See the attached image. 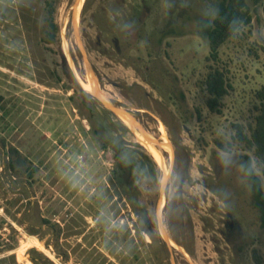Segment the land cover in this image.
Here are the masks:
<instances>
[{"label":"rangeland","instance_id":"374dc122","mask_svg":"<svg viewBox=\"0 0 264 264\" xmlns=\"http://www.w3.org/2000/svg\"><path fill=\"white\" fill-rule=\"evenodd\" d=\"M220 1L0 0V264L264 259L243 155L263 183L264 174L234 128L250 135L258 114L264 11L248 0L252 23L214 62L201 22L216 17ZM49 2L58 27L52 43ZM212 67L230 84L221 114L207 106ZM106 103L129 111L163 147ZM12 146L38 167L35 184L6 172Z\"/></svg>","mask_w":264,"mask_h":264},{"label":"trees","instance_id":"16d2710c","mask_svg":"<svg viewBox=\"0 0 264 264\" xmlns=\"http://www.w3.org/2000/svg\"><path fill=\"white\" fill-rule=\"evenodd\" d=\"M252 1L255 6L261 5L264 11V0ZM217 8L219 9V14L214 19L207 18L201 22L202 34L208 39L211 48L209 60L214 62L219 61L221 48L233 38L229 32L228 20L232 17H237L243 21V27L249 26L253 20L252 9L248 0H221L217 4ZM48 12L50 16L48 21L51 29L48 31V39L46 42L52 43L56 39L58 27L52 18L55 12V6L51 2L48 3ZM203 85L208 94L207 106L210 111L214 114H221L223 109V100L229 94L230 89L226 72L220 68L212 67L210 72L207 74ZM257 98L260 101V106L257 108L258 114L255 119V125L250 126V135L247 134L246 128L243 125L235 124V140L244 145L247 150L255 152L259 160V166L262 168L264 174V87L257 93ZM3 99V96L0 95V105ZM93 124L94 123L92 122V125ZM95 133L97 134L98 130H96ZM220 145L226 151H229V148L224 147L223 144ZM104 147L106 149L109 148L108 144ZM123 151L124 148L120 145L117 148V153L123 154ZM146 157L152 164L154 163L148 155ZM243 165L246 166L244 169L251 184L254 204L260 212L261 227L264 228L263 179L258 175L251 155H243ZM248 167L251 168V174H249L247 170ZM6 172H8L11 177L15 178L26 175L31 180L32 184L37 182L36 174L38 172V167L31 163L29 158L25 157L17 147L12 146L8 151ZM124 173L128 174V170H124ZM126 184L127 185L125 186L129 187L131 182L130 184L128 182ZM44 222L53 229H55L57 225L48 219H45ZM30 233L33 235L36 234L34 231ZM32 252L42 255L35 249H33ZM254 258L257 264H264V259L261 255L255 253ZM31 261L33 264H42L38 257H32Z\"/></svg>","mask_w":264,"mask_h":264},{"label":"clouds","instance_id":"9594fccd","mask_svg":"<svg viewBox=\"0 0 264 264\" xmlns=\"http://www.w3.org/2000/svg\"><path fill=\"white\" fill-rule=\"evenodd\" d=\"M218 14H219V9L213 8L211 11V15L213 17H215ZM126 27H128L130 29L134 28V24H129ZM242 27H243V21L240 20L239 18L232 17L230 20H228V28H229V32H230L232 37H235L236 35H238L240 33ZM130 35H131V33H130ZM222 162L225 164V166H227L231 162V159H230V157L227 156V153H225V155L222 159ZM240 167L245 168L246 166L241 164ZM247 170H248L249 174H251V168L248 167Z\"/></svg>","mask_w":264,"mask_h":264},{"label":"water","instance_id":"95a60500","mask_svg":"<svg viewBox=\"0 0 264 264\" xmlns=\"http://www.w3.org/2000/svg\"><path fill=\"white\" fill-rule=\"evenodd\" d=\"M96 94L99 96L98 92H96ZM106 105L111 108L119 117L121 116V114H126L128 115L131 120L135 123L136 125V128L139 132L143 133L149 140H151L153 142L154 145H157V146H162L163 147V143L159 140V139H156L154 137H152L136 120V118L127 110H123L121 108H116V107H113L109 104L106 103Z\"/></svg>","mask_w":264,"mask_h":264},{"label":"bare ground","instance_id":"6f19581e","mask_svg":"<svg viewBox=\"0 0 264 264\" xmlns=\"http://www.w3.org/2000/svg\"><path fill=\"white\" fill-rule=\"evenodd\" d=\"M97 86L96 85H93V83L91 84V85H88V88L89 89H94L96 92H98L97 91V88H96ZM98 94H99V92H98ZM128 125H131V126H133V127H136V125H135V123L131 120V118L128 116V115H125V114H121V116H120ZM161 131H162V134H163V140L165 141V144L167 145V149H169L168 151H170L171 152V150H170V142H169V139H168V134H167V131L168 130H166V128H165V126L164 125H162V128H161ZM143 134V133H142ZM140 135V138H144V134L143 135ZM162 164H163V167H165L164 165V160H162ZM32 239V238H31ZM36 244V243H35ZM40 245H42V244H40Z\"/></svg>","mask_w":264,"mask_h":264}]
</instances>
